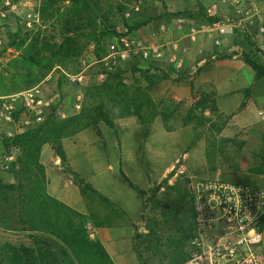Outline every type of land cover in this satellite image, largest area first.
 Returning a JSON list of instances; mask_svg holds the SVG:
<instances>
[{"label":"rangeland","instance_id":"obj_1","mask_svg":"<svg viewBox=\"0 0 264 264\" xmlns=\"http://www.w3.org/2000/svg\"><path fill=\"white\" fill-rule=\"evenodd\" d=\"M9 1L17 6L20 14L8 11L7 17L0 19L3 41L0 74L17 55L13 48L7 47L8 36L20 28L25 31L41 27L37 13L40 0ZM220 1L130 0L125 27L117 22V35L103 39L100 53L107 54L108 47L122 37H140L169 45L163 58L154 62H123L111 71H104L98 63L101 58H95L96 48L91 45L70 65L72 70L64 71L85 72L81 108L89 88L100 86L106 78L119 73L124 84L146 89L167 114L165 121L157 117L147 134L135 117L113 116L114 128L99 122L61 140L65 162L58 159V166L71 175L72 181L81 179L90 186L83 198L95 216L87 228L98 232L115 223L107 216L115 205L105 196L118 199L122 195L118 190L121 182L125 185L124 200L130 209L139 205L138 212L124 221L134 234L139 264H175L181 258H189V243L194 236L190 195L194 182L220 178L249 184L246 176L264 162V122L259 115L264 112V78L256 81L244 62L248 56L264 65V30H260L264 29V0H244L239 19L234 18L232 8L221 5ZM3 2L0 0V10ZM198 6H203L207 15L216 17V21L227 16L233 24L232 33L222 37L220 46L214 45L201 31L204 25L201 19L173 16L196 11ZM211 6L215 9L209 13L207 9ZM34 14L38 15L37 19ZM190 25L198 27L192 37ZM173 43L176 49H172ZM51 72V78L44 82L45 78L40 88L46 94H60L53 117L59 121L78 114L81 108L76 112L73 98L80 89L67 83L60 70ZM100 73L104 74L102 78ZM243 102L244 106L240 107ZM123 150L124 155L116 156L111 169L107 156ZM52 154L56 156L53 150ZM122 175L141 193L129 189ZM0 184H16L14 174L0 172ZM160 184L163 188L156 191ZM18 195L13 194V198L17 199ZM4 210L7 216L0 214V220L3 219L0 251L11 254L25 248L32 252L27 258L28 264H34L39 248L36 240L21 231L16 210L9 207Z\"/></svg>","mask_w":264,"mask_h":264},{"label":"trees","instance_id":"obj_2","mask_svg":"<svg viewBox=\"0 0 264 264\" xmlns=\"http://www.w3.org/2000/svg\"><path fill=\"white\" fill-rule=\"evenodd\" d=\"M129 3L130 0H40L37 13L43 29L24 31L20 28L8 36L7 47L13 48L17 55L0 74V95L33 88L52 70H70V65L88 46L96 48L95 58L105 56V52L103 56L100 53V45L105 37L117 35V22L125 27L124 17ZM173 16L201 19L204 25L217 20L208 16L203 6H198L196 11H184ZM244 62L253 71L256 81L264 78V65L260 61L245 56ZM243 106L244 102L240 107ZM53 113L54 107L40 126L15 139L14 144L20 148V154L10 173L14 174L16 184H0V214L6 217L4 209L8 207L17 211L21 231L36 240L39 247L34 264H114L104 246L90 238L85 216L47 193L45 171L40 163L41 148L49 144L63 163L65 154L61 140L64 138L99 122L114 128L113 116L135 117L147 134L153 121L157 117L165 121L167 114L146 89L124 84L119 73L106 78L100 86L89 88L78 114L58 121ZM122 177L130 189L141 193L128 178ZM73 182L82 196L87 188L90 189L89 184L81 179ZM161 188L163 185L160 184L156 191ZM15 193L19 194L17 199L13 198ZM0 225H3V219ZM4 229L9 230L8 227ZM31 253L25 248L11 254L2 250L0 264H28L27 258ZM185 260L181 258L175 264Z\"/></svg>","mask_w":264,"mask_h":264},{"label":"built area","instance_id":"obj_3","mask_svg":"<svg viewBox=\"0 0 264 264\" xmlns=\"http://www.w3.org/2000/svg\"><path fill=\"white\" fill-rule=\"evenodd\" d=\"M244 0H221V5L233 9L234 18L241 15ZM215 6L208 8L211 13ZM20 14L16 5L4 0L0 19L7 13ZM35 19L37 14L32 15ZM31 15H28L30 18ZM234 20V19H233ZM180 23L183 19L178 20ZM224 19L203 25L205 33L216 46L232 33L233 24ZM198 27L190 25L191 37ZM263 32V28L260 29ZM3 41L0 38V47ZM169 45L140 37H122L111 44L107 54L98 63L102 70L111 71L123 62H154L163 58ZM176 49L175 43L171 44ZM65 81L80 91L74 94L73 107L81 108L85 72L68 74L60 70ZM52 72L44 80L51 78ZM103 73L99 74L102 78ZM39 85L9 95H0V172L10 173L20 154L14 144L17 137L42 124L52 107L60 101L58 92L46 94ZM264 122V112H259ZM194 231L190 240L189 258L181 264H264L260 250L261 223L264 218V190L250 184L233 183L220 178H204L194 182L190 189ZM89 233L92 231L88 228Z\"/></svg>","mask_w":264,"mask_h":264},{"label":"crops","instance_id":"obj_4","mask_svg":"<svg viewBox=\"0 0 264 264\" xmlns=\"http://www.w3.org/2000/svg\"><path fill=\"white\" fill-rule=\"evenodd\" d=\"M114 145L119 147L116 142ZM119 155L122 157L124 155V150L120 151L117 155L112 153L109 157L107 156L111 169L115 166L116 156L118 158ZM58 161V158L53 156L51 148L44 145L40 152V163L44 167L45 175L48 181L47 193L69 208L83 214L87 220V224L89 225V223H92L94 220V211L88 206V202L84 200L80 189L72 181L71 175L58 166ZM74 170L73 172L76 173ZM246 177L247 182L250 185L264 190V162L263 164L257 166V168H255V170H253ZM62 179H64V187L61 190L60 187L62 185ZM56 183L57 186H55ZM120 184L122 186H120L118 190L122 193V195L118 199L113 200L112 197L105 196L111 204L115 205V208L112 206L113 208L111 207V210L107 212L110 222L114 221L115 223L106 225L104 229H99L98 232H95L96 229H91L93 232L90 234V238L98 240L104 246L114 264H139L134 247V234H132L130 227L126 226L124 222L125 219H130L138 212L139 205H135L130 209L129 204L124 200L125 188H123V186L125 185L122 182ZM118 219L120 223H118ZM260 231V250L264 256V218L261 223Z\"/></svg>","mask_w":264,"mask_h":264}]
</instances>
